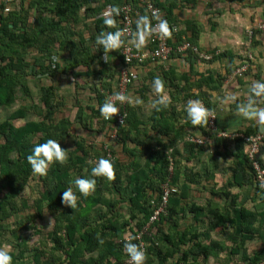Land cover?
Returning a JSON list of instances; mask_svg holds the SVG:
<instances>
[{"label": "trees", "instance_id": "16d2710c", "mask_svg": "<svg viewBox=\"0 0 264 264\" xmlns=\"http://www.w3.org/2000/svg\"><path fill=\"white\" fill-rule=\"evenodd\" d=\"M21 1L20 10L14 9L10 13H5V5L0 0V114L1 110L6 108L14 109L11 114L0 115V247L11 244L13 249L9 252L13 257V264H128L129 258L124 251L125 242L139 245L144 243L145 264H168L171 260H176L174 264H206L210 258L222 254L226 247L220 244L212 245V242L205 244L198 233H180L181 216L192 212L197 219L205 217L208 220L206 229L209 233L214 230L224 231L227 224L235 229L237 227L235 220L229 216L227 207L213 200L206 201L203 207L187 203V196L191 190L188 183H193L196 174L188 170V166L183 163V154L177 148L178 137L174 139L173 136L164 143L160 141L140 143L138 139L143 131L140 130L141 123L131 103L126 124L119 127V139L112 148L115 156L112 161L113 178L109 180L102 176L95 177L96 189L87 197L77 192L75 210L63 204L62 192L69 186V182L76 178H89L91 168L100 158H104L102 148L112 130L110 127L111 130L108 131L109 124L115 121L105 120L98 110L94 118L100 124L105 140L91 143L83 137H78L75 147L68 150L66 141L71 137L73 125L77 122L82 124L84 121L85 108L81 103H77L70 117L67 115L57 117L64 108L65 100L62 89L55 83L56 78L84 77L85 73L91 70L96 59L91 43L95 44V38L101 31L121 29L123 18L121 8L124 5H132L139 11L134 23L135 35L140 16L148 17L149 37L153 23L138 0H103V3L102 0ZM151 1L162 9L168 20L170 31L168 45L176 48L189 41L196 46L197 40L186 38V31L179 27L177 34L171 31V26H178L176 19L172 17L176 3H171L167 8L157 0ZM188 2L196 3L195 0ZM107 5H112L117 10L113 18L115 25L111 28L105 26L104 19L99 17ZM79 26L88 31L89 38H86L85 31L78 29ZM97 47V56L100 57L104 52L101 47ZM152 48L153 46L149 44L146 49H137ZM62 54L65 56L68 54V57ZM188 54L198 58L192 51H188ZM176 55L173 53L172 57ZM119 56L122 61L121 54ZM248 60L251 64V59ZM150 62L147 61L145 64ZM102 66L100 74L104 76L107 74L105 71L111 68L109 64ZM244 75L245 73L238 78ZM45 80L49 83L43 84ZM185 81L184 90H191L194 85L205 83L199 79L195 84L190 83L189 78H185ZM38 82L42 85L35 92L31 83ZM212 84H215V90L221 91L224 81L221 78L214 79ZM95 92L101 94L99 89ZM186 93L189 94L187 91ZM191 94L188 97L195 100ZM210 98L197 97L207 108L214 110ZM252 99L264 102V95L263 99L260 97ZM106 100V95L102 91L100 106ZM20 121H24L21 126L18 125ZM156 126H160L159 132L162 135L169 136L178 132L164 115H161L155 128ZM217 126L219 128L218 123ZM201 130L209 139L207 144L199 145L187 141L184 149L192 151V156L204 150L206 145L213 144V154L227 158L232 145L237 153L235 156L240 161L239 173L247 177L248 180L245 182H249L250 186L254 184L264 195L257 186L246 144L241 139L232 141L218 137V134L208 129L206 124ZM236 131L254 135L261 129ZM48 139L58 141L61 148L69 152L63 163L52 161L45 174L33 173L27 157L36 144L45 143ZM128 141L135 142L138 146L127 149L125 144ZM118 145L124 146V151L133 158L130 162L118 160L116 152ZM139 146L143 148L144 155L148 156L145 164L137 159L136 152H140ZM168 151L172 152L171 156L175 162L171 184L177 187L179 192L169 198L167 214L161 215L160 221L153 223L142 240H138L137 233L150 222L154 211L162 203V186L170 178ZM261 160L264 164V160ZM183 166L186 168H182ZM243 184L239 183L241 186ZM28 187L33 194L35 193L32 199H25L22 196ZM230 187L234 185H227L228 190ZM73 190L76 191L75 188ZM212 195L231 198L232 204L239 198L230 191L215 192ZM46 214L51 218L53 227L44 234L38 229V223L44 220ZM240 218L242 221L240 227L244 235L241 244L237 246L242 247L245 241L253 240L256 235L261 236L264 242V212L261 215L242 205ZM23 232L43 235L40 246L30 248L29 240L22 234ZM128 234H132L130 241L126 240ZM232 253L235 254V251ZM247 259L248 264H264V245L260 251Z\"/></svg>", "mask_w": 264, "mask_h": 264}, {"label": "crops", "instance_id": "0c3cea01", "mask_svg": "<svg viewBox=\"0 0 264 264\" xmlns=\"http://www.w3.org/2000/svg\"><path fill=\"white\" fill-rule=\"evenodd\" d=\"M157 1L165 4L167 8L171 3L177 4L172 17L176 19L178 27L186 31V38L196 39L197 44L194 46L211 60L199 57L198 59L185 53L176 55L166 62H150L137 69V77L132 87L129 88L128 98L141 123L140 130L143 131L138 141L140 143L142 141L143 144L159 141L164 143L171 140L173 136L174 139L178 137L177 148L183 154V163L188 166V170L190 169L196 174L193 183H188L191 190L187 196V203L203 207L206 201L213 200L223 207H227L229 216L235 220L237 225L234 229L230 224H227V229L224 231L214 230L209 233L206 229L208 220L205 217L197 219L194 213L187 212L181 216L179 232L198 233L205 244L212 242V245L220 244L226 247V250L221 252L222 254L210 258L206 264H248L247 258L260 251L264 242L261 236L256 235L253 240L245 241V245L243 244L242 247L237 246L241 244L244 235L240 227L242 224L241 206L244 205L246 209L262 215L264 195L257 190L254 184L250 186L249 182H245L248 180L247 177L239 173L240 161L236 158L237 153L232 145L229 148L231 153L227 155V158L215 156L212 152L213 144L206 145L204 150L198 154L194 153L192 156V151L184 149L191 139H208L201 130L202 126L194 127L187 118L186 104L189 99H192L188 97L191 93L195 99L199 96H210V102L217 113V123L220 129L246 131L263 128L264 125H260L256 120L244 118L237 111L236 106L238 103L254 98L249 92L251 85L256 82L264 83V33L255 32L252 37L247 34L257 23H264V0H195V4H190L188 0L185 2L184 0ZM101 2L103 3V0ZM82 15L84 16V14ZM78 29L85 31L86 38L90 37L83 26H79ZM146 31L145 43L139 47L140 49H146L149 46L150 37L147 29ZM135 38L136 35L133 40ZM91 47L96 59L91 70L86 72L84 77L58 76L55 81L57 84L63 77H68L71 81L68 85L69 88L61 87L64 90L62 94L65 101H63L64 108L61 109L59 115L70 117L77 103H81L85 108L84 121L82 124L77 122L73 125L71 137L66 141L70 142L68 150L69 147H75L78 137H83L91 143L105 140L104 133L101 131L97 119L94 118V114L99 110L102 91L116 90L118 71L122 64L118 49L109 52L107 60H105V54L97 56L98 47L95 44L91 43ZM62 55L65 56V54ZM65 57H68V54ZM250 58L252 59L251 64L248 63ZM62 64H64L63 61ZM102 64H109L111 68V70L105 71L107 74L104 76L100 74ZM242 66H248L245 75L232 79V74ZM155 77H159L164 82V89L159 94L153 92L152 81ZM185 78H189V82L192 84H195L197 79L205 83L194 85L191 90H184ZM219 78L224 81L221 91L215 90V84H212L214 79ZM41 85L38 82L36 88L33 85L32 89L37 92ZM96 89H99L101 94H97ZM65 93L71 95L74 103L65 97ZM158 95L165 97L167 103L166 108L160 106V111H157L153 106ZM230 97H235V99H229ZM259 97L263 99V95ZM256 105L264 108V102L261 100L256 102ZM13 111L14 109L1 110L0 115L5 116ZM59 115L57 117L61 118L62 116ZM161 115L165 116L170 125L175 126V130L178 131L176 134L162 135L159 132L160 126L155 128ZM23 123L24 121H20L18 125L21 126ZM137 146L138 144L132 143V141L125 144L127 149ZM142 150L143 148L139 146L140 152H136V156L142 164H145L148 156H145ZM116 152L118 160L120 159L124 163L133 159L128 155V152L124 151L122 145L117 146ZM261 156L264 160V148ZM235 170L238 171L235 172ZM239 183L244 184L241 186ZM229 184L234 185V187H230V190L227 189ZM225 191L239 196L235 204H232L231 198L225 199L212 195L215 192L223 193ZM233 251L235 254L232 253ZM174 263L176 260H171L168 264Z\"/></svg>", "mask_w": 264, "mask_h": 264}, {"label": "built area", "instance_id": "2783aa9c", "mask_svg": "<svg viewBox=\"0 0 264 264\" xmlns=\"http://www.w3.org/2000/svg\"><path fill=\"white\" fill-rule=\"evenodd\" d=\"M3 4L5 5L4 12L10 13L14 9L20 10L22 1L21 0H1ZM139 4L142 5L146 12L149 14L151 20H152V30L150 33V39L149 44L153 46L152 49L148 50H139L137 49L132 43H129V41H132L133 37L135 36L134 31V23L135 18L138 16L139 11L134 8L132 5H124L121 8V12L123 15L122 18V27L121 31L123 32L122 39H125V45L121 47L120 54L122 56V64L120 67V71L117 78V84H116V90L115 92L106 91L104 94L106 95V99H112V102L119 108L120 112L113 118L107 121H115V123L109 124V129L112 127V130L110 131V134H108L107 141L105 142L102 153L104 155L105 159H108L110 161H114L115 156L113 153V147L116 145L119 137V127L124 126L126 124L127 118H128V107L130 100L128 98V91L129 87L133 84L137 77V69L139 67L143 66L145 62L151 61V63H157V62H166L172 58L173 53H176L177 55H183L187 53L188 51H192L193 54L197 55L199 58H203L205 60H211L210 57L207 55H204L200 53V51L193 46L190 42H183L182 44L178 45L176 48H173L172 46L168 45V34L162 35L159 24L161 20H164L167 22L168 20L165 18V15L162 11V9L158 8L155 3L151 0H138ZM113 6L107 5L101 12L100 18L105 19V13H108L112 16V18L115 17V12H113ZM171 31L174 34H177L179 32L178 26H171ZM255 32H261L264 33V23H257L253 29H250L248 31V36L252 37ZM168 33L169 26H168ZM127 57V58H126ZM251 59V58H250ZM252 60V59H251ZM248 69V66H242L241 68L237 69L232 74V79L237 78L238 76H241L243 73H245ZM116 93H121L127 99L125 101H119L114 99V96ZM205 107L204 102H202ZM210 109V108H209ZM211 110V115L209 117V124L207 125V128L211 131L218 134V137L227 139V140H237L241 139L248 148V159L250 161L251 167L255 172L256 175V183L258 188L264 193V164L262 163V150L264 146V131H260L254 135H247L244 132L240 131H221L217 126V113L215 110ZM209 139H191L190 142L199 144V145H205ZM171 151H168L167 154L168 159L170 161V178L168 182L163 184L162 186V203L158 206V208L154 211L153 215L150 218V222L144 227V229L141 232L137 233L138 240H142L145 233L148 232L149 227L155 223L160 221L161 215L167 214V205L169 202V198L171 195L178 193V188L173 187L171 184V177L174 173V159L171 156ZM132 239V234H128L126 236V240L130 241ZM141 246L144 248V243H141ZM128 264H132V262L129 260Z\"/></svg>", "mask_w": 264, "mask_h": 264}, {"label": "clouds", "instance_id": "9594fccd", "mask_svg": "<svg viewBox=\"0 0 264 264\" xmlns=\"http://www.w3.org/2000/svg\"><path fill=\"white\" fill-rule=\"evenodd\" d=\"M112 11L116 12L117 10L114 8ZM148 22V17H139L137 20L138 31L136 38L132 41H129V43H132L137 48L141 47L145 43ZM103 23L108 28H111L115 25V20L110 14L105 13V19ZM141 26L143 27L141 28ZM159 28L162 35L168 34V25L166 21L161 20ZM122 36L123 32L121 30L101 31L97 34L95 38V44L103 49L105 60H107V54L109 52L114 50L116 51L125 45V40L122 39ZM152 86L153 92L159 94L164 89V82L159 77H155L152 81ZM249 92L252 97L264 95V83H254L251 85ZM114 99L125 101L127 97L121 93H116ZM229 99H235V97H230ZM153 106L157 111H160V106L166 108L167 103L165 97L158 95V98L154 102ZM236 109L244 118L254 119L260 125H264V108L257 107L255 99L250 98L246 102L238 103ZM99 111L100 115L105 120L113 119L120 112L119 108L112 102V99H107L100 106ZM186 114L187 118L194 127L203 126L205 124H209L211 110L205 107L202 101L199 99H190L186 104ZM261 131H264V128H261ZM68 152V150L61 148L58 141L54 139H48L45 143L36 144L32 148L31 154L27 157V160L33 173L43 175L46 173L47 168L52 161L63 163ZM113 175L114 170L112 161L105 158H100L95 163V166L91 168L89 178L81 177L69 182V186L62 192L63 204L75 210L78 200L77 192L81 196L87 197L96 189V179H94L95 177L102 176L110 180L113 178ZM73 188H75L76 191H74ZM50 224L51 221L49 226ZM124 251L127 253L132 264H145L146 253L141 245L125 242ZM0 264H13V257L5 247H0Z\"/></svg>", "mask_w": 264, "mask_h": 264}, {"label": "rangeland", "instance_id": "374dc122", "mask_svg": "<svg viewBox=\"0 0 264 264\" xmlns=\"http://www.w3.org/2000/svg\"><path fill=\"white\" fill-rule=\"evenodd\" d=\"M45 83H49V81L45 80L43 82V84ZM69 83H71V81L68 79V77H63V78H60V82L57 83L58 86H60V88H69ZM34 85V86H33ZM31 86H33L34 88H36V84H33L31 83ZM35 90V89H34ZM36 92V90H35ZM62 92H64V90L62 89ZM65 97H67L68 99H71V103H74V100L72 99L71 95L69 93H65ZM68 104H69V101L67 100ZM6 109H9L11 110L12 108H6ZM60 117L62 116L59 115ZM70 142H67V145L69 144ZM74 146L72 147H69V150L70 149H73ZM35 194V193H34ZM33 192L31 191V189L28 187L22 194V196L25 198V199H32L34 196ZM51 221V224L49 226V223ZM53 225V222L51 220V218L46 214L45 215V218L44 220H42L41 222L38 223V229H40L42 231V233L46 234L47 231L51 230L52 229V226ZM26 233V234H25ZM23 232L22 234L24 236L27 237V239L29 240L28 244H29V247L30 248H36V247H39L40 244H41V238L43 237V235H39V234H31V233H27V232ZM42 236V237H41ZM11 241H14V240H11ZM6 250L10 251L12 250L13 248L11 247V244L8 243V245H6Z\"/></svg>", "mask_w": 264, "mask_h": 264}]
</instances>
